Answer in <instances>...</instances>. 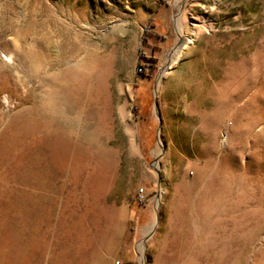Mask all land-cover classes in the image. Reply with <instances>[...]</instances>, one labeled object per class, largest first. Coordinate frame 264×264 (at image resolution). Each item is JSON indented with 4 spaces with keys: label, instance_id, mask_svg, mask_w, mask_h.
I'll list each match as a JSON object with an SVG mask.
<instances>
[{
    "label": "rangeland",
    "instance_id": "obj_1",
    "mask_svg": "<svg viewBox=\"0 0 264 264\" xmlns=\"http://www.w3.org/2000/svg\"><path fill=\"white\" fill-rule=\"evenodd\" d=\"M173 2L0 0V132L47 104L57 74L48 59L74 67L77 44L111 58L109 96L126 115L111 188L91 179L85 189L86 176L77 177L83 229L72 245L62 238L61 256L76 249L79 260L92 254L90 264H264V0H180L179 11ZM146 30L159 47L148 82L138 75L141 53L151 56ZM192 32L198 38L170 65ZM212 59L235 67L223 92L207 74ZM108 143L122 142L114 134Z\"/></svg>",
    "mask_w": 264,
    "mask_h": 264
},
{
    "label": "bare ground",
    "instance_id": "obj_2",
    "mask_svg": "<svg viewBox=\"0 0 264 264\" xmlns=\"http://www.w3.org/2000/svg\"><path fill=\"white\" fill-rule=\"evenodd\" d=\"M179 2L174 0V9ZM175 27L183 33L179 15ZM197 38L198 32H192L172 54L170 65ZM74 55H81L79 63L65 70L61 58L48 59L57 74L48 79L47 104L35 106L29 115L14 116L0 132V264H44L46 260L49 264H90L92 254L79 260L75 248L61 256L60 243L65 237L71 239L68 245L74 244L77 230L83 229L84 220L78 218L76 209L77 177L84 173L85 189L91 179L111 188L116 156L124 144L126 115L121 109L114 111L109 96L111 58L82 44L73 45L70 57ZM172 66L160 75L157 88L161 91V79ZM206 71L212 88L220 92L236 77L228 61L213 60ZM194 115L186 116L192 139L198 133ZM114 134L122 143L110 149L107 143ZM65 190L69 191L66 198Z\"/></svg>",
    "mask_w": 264,
    "mask_h": 264
},
{
    "label": "trees",
    "instance_id": "obj_3",
    "mask_svg": "<svg viewBox=\"0 0 264 264\" xmlns=\"http://www.w3.org/2000/svg\"><path fill=\"white\" fill-rule=\"evenodd\" d=\"M148 39H149V41H148ZM151 42H152L151 41V34L149 33L148 30H146L144 32V35L142 38V45H143V49H146L147 51H149L151 56H146L145 52L141 53V56H140L141 59H140V64H139L140 70L138 72L139 77H141L144 82H148L151 80V75L153 73L154 65H155V61H156V59L153 57V54L155 52V51H153V48L155 49L156 47H154L151 44ZM156 49H159V47Z\"/></svg>",
    "mask_w": 264,
    "mask_h": 264
},
{
    "label": "built area",
    "instance_id": "obj_4",
    "mask_svg": "<svg viewBox=\"0 0 264 264\" xmlns=\"http://www.w3.org/2000/svg\"><path fill=\"white\" fill-rule=\"evenodd\" d=\"M138 70H140V69H138ZM143 195H144L143 190L142 189H139L137 191V195H136V201L138 203H142L143 202ZM113 264H119V263L118 262H114Z\"/></svg>",
    "mask_w": 264,
    "mask_h": 264
}]
</instances>
